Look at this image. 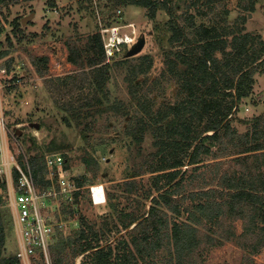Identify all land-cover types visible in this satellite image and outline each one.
I'll list each match as a JSON object with an SVG mask.
<instances>
[{
    "label": "rangeland",
    "instance_id": "obj_1",
    "mask_svg": "<svg viewBox=\"0 0 264 264\" xmlns=\"http://www.w3.org/2000/svg\"><path fill=\"white\" fill-rule=\"evenodd\" d=\"M239 1H217L214 10L202 4L208 13L196 14V23L208 27L220 24L241 27L243 15L248 14L244 27L264 39V0H256L253 12L242 9ZM187 3L188 0H173L174 14L159 7L154 17L130 0H16L0 5V109L7 121L9 147L17 153L23 150L28 157L63 153L70 173L86 175L89 179L79 203L72 202L73 207L78 209L79 217L98 221V227L108 223L109 231L104 236L113 244L127 233L124 229L119 233L116 228L122 213L136 209L142 213L151 204L145 194L152 187L154 173L149 172L145 161L160 163L162 154L158 151L164 146L161 140L165 136L159 133L160 124L155 122L157 111L179 98L178 83L166 73L165 60L169 50L183 49L186 45L172 43L170 37L173 21L186 26L183 23L186 12L196 11L195 7L188 9ZM226 5L230 12L223 14V18L218 12ZM24 19H27L25 23ZM111 27L116 30H110ZM98 31L105 36L114 32L122 46L118 54L106 56V61L100 64L108 69L109 77L105 87L98 90L100 99L91 108L85 104L87 97L96 91V80L93 76L85 80L80 69L68 60L67 43L72 41L83 47L88 35ZM127 35L136 41L145 36V46L139 53L127 56L133 45L123 41ZM189 45L196 46L197 41L192 40ZM41 57H48L46 69L44 62L37 60ZM148 57L152 58L150 70L138 74L130 83L126 77L135 75L132 68ZM255 77L251 95L230 116L231 124L241 133L252 132L254 119L264 116V65ZM135 84L138 92L133 95L131 85L136 88ZM142 120L147 124L144 135L136 130ZM226 154L220 152L196 165L187 160L182 170L191 172L195 167L193 171L203 173L210 181L217 172L240 170L235 160L238 154ZM139 171H142L137 176L139 192H124L125 177ZM98 184L105 192L101 204H95L90 196V187ZM0 211L7 233L5 253L14 255L18 237L11 214L8 208ZM234 225L237 234L242 233L243 221L238 220ZM77 226L78 223L67 220L57 231L63 229L68 235ZM204 230L210 232L209 228ZM247 256L255 264H264V247L260 253L251 255L236 241L225 240L223 244L204 248L202 253L205 264H245ZM81 258L82 255L78 256L75 264Z\"/></svg>",
    "mask_w": 264,
    "mask_h": 264
},
{
    "label": "trees",
    "instance_id": "obj_2",
    "mask_svg": "<svg viewBox=\"0 0 264 264\" xmlns=\"http://www.w3.org/2000/svg\"><path fill=\"white\" fill-rule=\"evenodd\" d=\"M217 1L221 2L188 0V9L195 7L196 11L186 12L183 23L187 25L173 21L171 26L170 41L186 45L183 49L169 50L166 55V73L177 81L179 98L174 104L166 103L155 118L165 139L161 140L164 146L158 151L162 154L160 163L145 161L149 172L154 173L152 187L145 194L151 202L149 209L142 213L137 209L122 213L120 228L118 225L116 228L119 233L123 229L127 233L113 244L104 236L109 231L108 223L98 227V221L79 217L72 203L62 201L63 219L75 220L78 226L68 235L58 228L51 247L54 264H75L80 255L81 264H205L204 248L223 244L225 240L236 241L251 255L260 253L264 247V116L254 119L253 131L248 133L239 132L230 122L234 108L238 110V104L251 95L255 75L264 65V39L244 27L248 14L243 15L241 27L198 25L196 14L208 13L202 4L214 10ZM15 2L0 0V5ZM130 2L146 8L150 17L155 16L159 7L174 14L173 0ZM239 4L248 12L256 9V0H240ZM229 12L226 5L218 14ZM192 40L197 41L196 46L189 45ZM67 47L68 60L80 69L85 80L91 76L96 80V91L87 97L85 104L92 108L100 99L98 90L105 87L109 77L108 69L100 65L107 56L102 33L88 35L83 47L72 41ZM37 60H42L47 68L48 57ZM151 67L152 58L148 57L132 68L133 77L126 78L132 83L135 76L147 73ZM39 71L44 74V70ZM137 86L131 85L133 95L138 92ZM146 126L142 120L136 130L144 135ZM211 131L212 134H205ZM178 150L179 154L175 155ZM220 152L229 156L247 154L235 157L240 170L217 172L212 181L193 171L195 167L191 172L182 170L187 160L196 165ZM29 159L36 181L43 189L47 185L44 155L33 154ZM66 162L69 167L67 159ZM141 172L125 177L124 192H139L137 176ZM72 179L79 187L75 197L78 204L89 179L86 175ZM238 220L243 221L240 234L234 225ZM6 244L7 233L0 211V264H23L16 254L5 253ZM245 264L255 263L247 256Z\"/></svg>",
    "mask_w": 264,
    "mask_h": 264
},
{
    "label": "built area",
    "instance_id": "obj_3",
    "mask_svg": "<svg viewBox=\"0 0 264 264\" xmlns=\"http://www.w3.org/2000/svg\"><path fill=\"white\" fill-rule=\"evenodd\" d=\"M102 36L107 57H114L122 41L114 32ZM123 41L135 43L136 39L127 35ZM44 161L47 185L42 189L26 153L9 147L7 121L0 109V208L10 211L18 237L16 256L23 264H54L51 247L56 241L57 227L67 222L62 217V201L74 202L79 190L63 153H47ZM102 192L105 195L104 188ZM95 193L93 185L90 196L96 203Z\"/></svg>",
    "mask_w": 264,
    "mask_h": 264
},
{
    "label": "water",
    "instance_id": "obj_4",
    "mask_svg": "<svg viewBox=\"0 0 264 264\" xmlns=\"http://www.w3.org/2000/svg\"><path fill=\"white\" fill-rule=\"evenodd\" d=\"M27 19H24L23 22L25 23ZM146 39L145 36L139 37V39L136 41L135 44L132 45V47L127 52V56H131L134 54L139 53L145 46Z\"/></svg>",
    "mask_w": 264,
    "mask_h": 264
},
{
    "label": "bare ground",
    "instance_id": "obj_5",
    "mask_svg": "<svg viewBox=\"0 0 264 264\" xmlns=\"http://www.w3.org/2000/svg\"><path fill=\"white\" fill-rule=\"evenodd\" d=\"M102 188H103V186L100 185V184L94 185V189L96 191V193H95L96 194V198L95 199L97 201L96 203H101V202H104L105 201V195L102 192Z\"/></svg>",
    "mask_w": 264,
    "mask_h": 264
},
{
    "label": "crops",
    "instance_id": "obj_6",
    "mask_svg": "<svg viewBox=\"0 0 264 264\" xmlns=\"http://www.w3.org/2000/svg\"><path fill=\"white\" fill-rule=\"evenodd\" d=\"M102 203V202H101ZM101 203H95V204H101ZM70 221H73V223H77L76 221H74V220H70ZM80 260V259H79ZM81 260H82V258H81ZM81 260H80V262H79V264H81Z\"/></svg>",
    "mask_w": 264,
    "mask_h": 264
},
{
    "label": "clouds",
    "instance_id": "obj_7",
    "mask_svg": "<svg viewBox=\"0 0 264 264\" xmlns=\"http://www.w3.org/2000/svg\"><path fill=\"white\" fill-rule=\"evenodd\" d=\"M136 43V42H135ZM135 43H133V44H135Z\"/></svg>",
    "mask_w": 264,
    "mask_h": 264
}]
</instances>
